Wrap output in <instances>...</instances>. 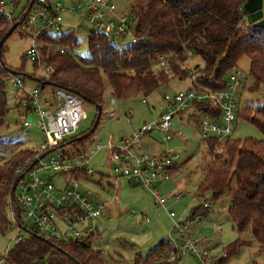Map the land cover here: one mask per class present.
<instances>
[{"label":"trees","instance_id":"obj_1","mask_svg":"<svg viewBox=\"0 0 264 264\" xmlns=\"http://www.w3.org/2000/svg\"><path fill=\"white\" fill-rule=\"evenodd\" d=\"M247 1L129 0L137 21L136 44L116 45L112 37L93 29L88 37L89 55L84 58L72 54L80 47L75 30L45 33L40 37L43 44L41 53L52 73L49 78L42 74L38 77L35 73L25 75L23 80L38 81L42 89L48 86L63 88L96 107L97 123L90 131L72 140L73 144L81 147L95 138L107 85L111 95L117 99L133 95L149 97L173 79L188 80L189 72L181 71L179 65L198 56L203 66L197 65L193 71L202 88L225 90L229 76L238 69L243 58L250 59L249 75L254 85L259 87L264 84V28L248 24L243 14ZM16 20H9L6 14L0 13V132L4 130L10 114L6 81L14 73L15 76L24 74L23 68L13 72L4 59L5 43L20 28ZM60 48H65L66 52L60 53ZM163 57L168 60L173 76L158 72ZM23 59L24 63L30 61L26 53ZM34 66L35 71H39L38 65L34 63ZM195 88L199 87L190 86L192 90ZM191 108L199 112L189 116L195 124L201 120L196 116L198 114L202 117L212 115L213 119L220 116V111L213 108L199 105ZM29 112L30 109L24 114ZM237 117L252 123L264 136V105L241 107ZM204 142L210 151V167L198 186V198L205 199L210 194L214 202H219L226 194L231 202L228 215L235 230L243 233L250 228L260 245V253L264 254V140L226 141L222 155L214 153L222 144L218 139H204ZM15 146L14 143H0V151H9ZM32 156V150H20L0 167L1 229L8 224L6 211L17 179L16 171ZM244 158L250 161L251 167L241 179L237 166H241L240 161ZM178 170L177 166L171 175ZM81 176L88 179L86 173L78 177ZM111 187L109 184V190ZM208 210L196 209L191 219ZM24 230L26 236L8 249L7 256L3 257L5 264H109L101 250L93 246L98 234L55 241L34 227ZM244 246H251V243L239 239L228 246L226 257L220 264H226ZM170 250L168 241H163L149 254H138L133 264H167L161 258Z\"/></svg>","mask_w":264,"mask_h":264},{"label":"built area","instance_id":"obj_2","mask_svg":"<svg viewBox=\"0 0 264 264\" xmlns=\"http://www.w3.org/2000/svg\"><path fill=\"white\" fill-rule=\"evenodd\" d=\"M118 1L120 0H93L86 7L82 17L96 32L112 37L116 45L136 44L137 21L133 9L129 5L127 15H119ZM77 9L83 10V5L72 7L70 11L75 12ZM63 10V5L53 0H34L32 7L19 20L20 29L29 40L26 55L31 62L38 65L40 73L45 78L50 77L52 68L43 60L41 53L43 44L40 37L45 33H59ZM0 13L4 12L0 10ZM6 15L9 20H13L12 15ZM29 30L32 32L27 33ZM59 52L63 54L66 49L60 48ZM179 67L181 71L189 72L191 85L199 87L198 89L166 95L163 98L166 112L155 123L144 124L130 139L116 142L110 137L105 145L93 140L85 147L76 146L72 142L82 134L79 133V128L86 117L84 102L80 97L57 87L53 90L51 99L44 96L45 92L40 86L28 89L22 78L15 79L14 86L21 94L22 113L30 109L26 116H38L39 120L35 125L46 137V142L32 149L33 156L16 171L17 179L8 199V209L12 215L10 222L18 230L16 243L23 239L20 234L27 228L25 224L27 220H32L34 228L55 241L89 238L98 234L96 223L99 220H109L112 217L110 207L121 203L122 181L148 190L157 204L165 207L166 198L159 195L157 186L172 176L171 172L177 167L179 156H172V153H146L142 149V138L157 131L164 136V143L170 142L173 137L185 140L184 129L181 128L182 130L174 133L173 123L176 118L182 122L180 116L192 106H205L220 111V116H215L218 119H213L212 115L203 117L200 114L196 115L201 119L197 125L203 139L214 138L220 142L232 140L239 110L234 97L247 80L246 73L239 69L235 70L228 78V87L217 91L202 88L196 73L189 71L185 63ZM158 72L173 76V70L164 57L160 59ZM112 103L115 104L116 101L113 100ZM196 113L199 112H193ZM31 126L27 120L23 122L21 127L25 135L29 134L27 129ZM68 145L71 146L70 152L64 151ZM103 151L109 157L111 188L115 196L111 203L106 200L94 203L89 195L81 190V183L88 181L94 174L90 166L91 160ZM223 152L224 150L221 153ZM85 173L88 179L85 176L78 177ZM102 176L104 175H100L101 178ZM57 184H60V187ZM210 207L211 205L205 202L200 209L208 210ZM194 212L195 210L192 211ZM192 213L187 220L174 223L173 231L178 239L171 236L168 240L171 250L161 258L162 262L177 264L191 256L197 257L202 264H219L226 255L212 262L210 252L204 247L206 239H195L191 232ZM169 215L175 219L174 213L171 212ZM146 220L149 222L147 218ZM0 264H5L4 258H0Z\"/></svg>","mask_w":264,"mask_h":264},{"label":"rangeland","instance_id":"obj_3","mask_svg":"<svg viewBox=\"0 0 264 264\" xmlns=\"http://www.w3.org/2000/svg\"><path fill=\"white\" fill-rule=\"evenodd\" d=\"M53 1L62 4L64 9L61 13V28L58 31L65 33L75 30L80 47L74 50L72 54L76 57L85 58L89 55L88 37L93 27L82 16L88 4L93 0ZM0 2H2L0 10L12 15L19 24L22 13L27 8L30 0H0ZM129 3V0L118 1L119 15H127ZM79 4L83 5V10L70 11L72 7H78ZM30 32L32 30L27 33ZM28 45V36L20 28L5 43L4 59L6 63L13 72L23 68L24 74L18 76L12 74L6 81L10 114L4 130L0 132V143H14L16 146L9 151H0V167L18 151L32 150L46 142L44 133L35 125L39 117L35 115L26 116L22 113L21 94L14 86L17 77L23 79L25 75L27 77L34 73L38 77L41 75L40 71H35L33 62L27 60L24 63L23 56L28 49ZM197 65L203 66V61L198 56H194L185 63V66L189 67V71H193ZM249 67L250 59L248 58H243L238 66V69L247 75V80L243 82V86L237 90L234 97L239 109L247 106L264 105V84L259 87L254 85V80L249 75ZM25 86L28 89H34L41 87V83L31 81L28 78L25 81ZM190 86L189 79H173L170 84L161 87L149 97L133 95L126 99H117L111 95V89L107 85L103 100V113L94 140L105 145L110 137L116 142L130 139L135 133L139 132L144 124L155 123L166 112V104L163 101L166 95L186 92L190 89ZM43 90L45 97L53 99L54 89L51 86ZM113 100L116 101L115 104L112 103ZM145 100L147 103H144ZM83 108L86 117L80 124L79 133L90 131L98 119L95 106L84 102ZM193 112L192 108L187 109L180 116L182 122L176 118L173 123L174 133L184 129L185 140L173 137L170 142L164 143V136L157 131L142 138L143 151L146 153H172V156L178 155L179 159L176 164L179 170L172 174V177L166 181V185L160 187L162 184H158L157 186L159 195L166 198L165 207L159 206L154 196L142 187L132 185L133 188L130 189L126 185L127 182H121V204L110 207L112 217L109 220H99L96 223L100 237H97L93 243L96 249L101 250L103 258L109 264H133L136 255L149 254L160 242L170 240L171 236L178 239L177 234L173 231L174 223L187 220L192 211L203 208L205 202L211 205L208 216L206 218L202 216L205 219L200 221L201 224L191 226V232L195 239L210 241L207 249L210 252L212 262L218 260L221 256L224 257L227 247L240 239L252 241V246L242 247L239 253L226 264H264V255L259 253V243L254 239L251 229L249 228L243 233L235 230V226L228 215L231 202L226 194L219 202H214L210 194L205 199L198 200V186L210 167V151L198 130V125L189 119ZM25 120L32 124L27 129L28 135L23 133L21 127ZM248 138L257 141L264 140L263 134L256 126L237 117L232 139L245 140ZM221 142V146L216 148L214 152L218 155H221V152L225 149V140H221ZM64 149V151L70 152L71 146L68 145ZM240 164L242 167L240 166V169L237 166V170L240 171L239 174L243 179L245 173L250 171V161L244 158L240 161ZM90 166L94 174L89 177L88 181L81 183V190L87 193L94 203L103 200L113 202L115 192L112 189L109 190L112 178L110 176L111 167L108 155L104 151L101 152L91 160ZM100 175H104V178L102 179ZM57 185L60 187V184ZM180 195L182 196L178 199L177 197ZM145 203L148 206L146 208ZM171 212L175 214L174 220L169 215ZM11 216V210L7 209L8 224L3 229L0 228V258L6 255L8 249H12L16 245L15 238L18 230L11 225ZM145 216L149 218L150 223H147ZM25 224L29 229L33 227L32 220H27ZM203 225L206 226V231L203 229ZM20 236H26L25 232H22ZM177 264L202 263L197 257L189 256Z\"/></svg>","mask_w":264,"mask_h":264},{"label":"water","instance_id":"obj_4","mask_svg":"<svg viewBox=\"0 0 264 264\" xmlns=\"http://www.w3.org/2000/svg\"><path fill=\"white\" fill-rule=\"evenodd\" d=\"M33 3L34 0L31 1L29 9ZM243 14L246 16L249 25L264 28V0H248L243 6ZM14 74L16 75V73Z\"/></svg>","mask_w":264,"mask_h":264},{"label":"crops","instance_id":"obj_5","mask_svg":"<svg viewBox=\"0 0 264 264\" xmlns=\"http://www.w3.org/2000/svg\"><path fill=\"white\" fill-rule=\"evenodd\" d=\"M142 149H143V148H142ZM171 177H172V176H171ZM166 183H167V182L162 183V185H161L160 187L166 185ZM126 185H127L128 188H130V189L133 188L132 185H130V184H126ZM136 187H137V186H136ZM145 190H146V189H145ZM104 191H105V190H104ZM146 191H148V190H146ZM108 192H109V190H108ZM148 192H149V191H148ZM105 193H106V191H105ZM149 193H150V192H149ZM150 194H151V193H150ZM151 195H152V194H151ZM152 196H153V195H152ZM120 204H121V203H120ZM117 206H118V205H117ZM146 207H148V206H147V204L145 203V208H146ZM199 210H200V209H199ZM208 211H209V210H208ZM208 211H206L207 213H206V212H200L197 216H195V217L192 219V221H191V222H192V227L195 226V225H197V224H201L200 221H202L203 219L206 218V216H208ZM133 213H134V212H133ZM192 215H193V213H192ZM199 216H200V217H199ZM202 216H204L205 218H202ZM198 217L200 218V220L198 219ZM144 218H146V216H145ZM207 218H208V217H207ZM147 219L149 220V218H147ZM197 219H198V221H197ZM147 223H150V222L147 221ZM202 227H203V229L206 231V229H207L206 226L203 225ZM97 237H100V236H99V232H98V235L96 236V238H97ZM96 238H95V239H96ZM206 241H207V243L204 245V247H207V248H208V247H209V244H210V241L207 240V239H206ZM244 241H246V240H244ZM162 242H163V241H162ZM247 242H250V243H251V246H252V241H247ZM160 243H161V242H160ZM160 243H159V244H160ZM248 247H250V246H248ZM240 250H241V248L239 249V251H240ZM239 251H238V253H239ZM259 253H260V245H259ZM260 254H262V253H260ZM262 255H264V254H262ZM136 256H137V255H136Z\"/></svg>","mask_w":264,"mask_h":264}]
</instances>
